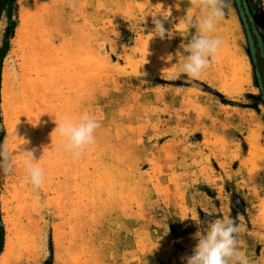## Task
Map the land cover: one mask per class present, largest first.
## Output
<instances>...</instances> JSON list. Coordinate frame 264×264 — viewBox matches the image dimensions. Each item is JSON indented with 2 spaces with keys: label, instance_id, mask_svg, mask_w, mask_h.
Instances as JSON below:
<instances>
[{
  "label": "rangeland",
  "instance_id": "374dc122",
  "mask_svg": "<svg viewBox=\"0 0 264 264\" xmlns=\"http://www.w3.org/2000/svg\"><path fill=\"white\" fill-rule=\"evenodd\" d=\"M8 9L0 15V97L4 70L21 92L25 53L35 49L19 41L25 29L41 40L33 44L55 77L56 113L43 131L21 124L13 145L24 139L22 149L43 155L44 183L33 187L20 160L0 172V264H186L205 221L226 217L251 264H264V164L251 155L264 139V0L226 8L242 32L250 79L232 96L212 59L198 78L178 77L196 32L186 18L202 14L193 0H15L5 44ZM154 19L164 39L153 36ZM84 112L101 127L74 157L55 129L62 116ZM6 137L0 104V144Z\"/></svg>",
  "mask_w": 264,
  "mask_h": 264
},
{
  "label": "clouds",
  "instance_id": "9594fccd",
  "mask_svg": "<svg viewBox=\"0 0 264 264\" xmlns=\"http://www.w3.org/2000/svg\"><path fill=\"white\" fill-rule=\"evenodd\" d=\"M198 3L202 14L186 18V27L195 29L190 42L186 45L185 62L178 68L179 75L198 78L209 66L210 60L217 54L220 40L211 35L217 22L224 17L229 0H193ZM69 6H73L69 4ZM164 12V11H161ZM153 36L164 39L167 30L161 20L154 19ZM173 57L168 56L171 61ZM101 127L100 120L93 114L84 112L78 119L62 116L55 132L63 139L62 148L79 157L95 143L96 131ZM16 135V134H15ZM22 139V138H21ZM23 144L29 143L24 140ZM22 144V145H23ZM42 157L37 160L35 149L10 151L9 145L0 144V172L10 173L15 161L20 160L33 187L39 188L45 180V169ZM206 230L196 237V244L190 256L185 257L186 264H251L248 256L239 246V227L231 217L205 221Z\"/></svg>",
  "mask_w": 264,
  "mask_h": 264
},
{
  "label": "bare ground",
  "instance_id": "6f19581e",
  "mask_svg": "<svg viewBox=\"0 0 264 264\" xmlns=\"http://www.w3.org/2000/svg\"><path fill=\"white\" fill-rule=\"evenodd\" d=\"M24 27H26V25ZM34 31L36 32V30ZM30 33L31 34H28V32L25 33V29H23L19 34V39H20L19 41L29 39V43L31 44L32 42L31 48L35 47L34 50L32 49L29 53L28 51L27 54L25 53L24 68L26 69V71L23 72L21 77L22 78L21 92L20 90L16 91L15 85L13 84L9 73L6 70H4L2 75V87H1L2 117L4 119V125L7 130V137H6L7 144L9 145V148L11 150L12 148L13 149L15 148L13 150L14 152L19 149L16 148V146L18 147V145L14 143L18 139L17 138V134L19 131L18 128L19 126H21V124L24 125V123L29 121L30 123H33V127L35 124V129L39 131H43V129H45V125L47 123L46 121L47 118L49 117V114L51 113L54 115V113H56L54 112L55 108H53L51 111L49 107V103L52 101L54 97L53 81H55L54 80L55 77L50 75L48 76V73L45 71L46 69L45 70L43 69V63H44V61L42 60L43 49L41 50L39 46L34 45L35 42H37L36 40L38 39L37 38L38 36H36L34 32H30ZM241 33L242 32L237 22L235 13L232 9H227L225 11L224 17L217 22L215 31L211 33V35L215 36L220 40V46L218 48L217 54L214 58H212V61L214 63L212 66L216 71L215 73H219V75H221L223 78L222 80L226 82V84H223V89H224V93H226L229 96H232L233 93L239 92L240 90L244 89V87H246L248 84H250L249 83L250 79L248 77L249 70L246 64L247 61H245V59L243 58L244 56L241 55L242 51L240 50L241 39L243 37L241 36ZM39 41L41 40H38V42ZM38 42L37 45L39 44ZM226 87L230 89L232 92L227 90ZM57 109L58 108H56V110ZM49 110L50 112L48 113ZM252 137L253 140L254 139L256 140L257 136L254 135ZM252 141H251V145H252ZM256 143L257 142H255V145L253 144L251 146L253 150L251 153L252 158L255 161L257 158L259 163L264 164V139L262 145ZM26 145L27 144H23L22 148L25 149ZM261 206L262 208H261L260 222L264 227V199L261 203ZM9 243L12 244L11 242ZM10 244H8L9 248L11 247ZM7 249L8 248H6V250ZM10 249H8L7 251H10Z\"/></svg>",
  "mask_w": 264,
  "mask_h": 264
},
{
  "label": "trees",
  "instance_id": "16d2710c",
  "mask_svg": "<svg viewBox=\"0 0 264 264\" xmlns=\"http://www.w3.org/2000/svg\"><path fill=\"white\" fill-rule=\"evenodd\" d=\"M9 8L8 9V27H7V39L5 41V44H7L8 42V39H9V36L11 35L13 29L15 28V23L14 21H12V10L14 9L15 7V0H0V15H1V12L4 10L5 11V8ZM0 86H1V74H0ZM262 100H263V103H264V96L262 97ZM0 104H1V97H0ZM3 238L0 237V254L3 250Z\"/></svg>",
  "mask_w": 264,
  "mask_h": 264
}]
</instances>
